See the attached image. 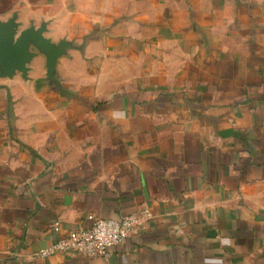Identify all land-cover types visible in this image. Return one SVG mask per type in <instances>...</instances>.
<instances>
[{"label":"crops","instance_id":"obj_1","mask_svg":"<svg viewBox=\"0 0 264 264\" xmlns=\"http://www.w3.org/2000/svg\"><path fill=\"white\" fill-rule=\"evenodd\" d=\"M0 30L50 45L0 52V264H264V0H0ZM143 213L108 259L35 256Z\"/></svg>","mask_w":264,"mask_h":264},{"label":"built area","instance_id":"obj_2","mask_svg":"<svg viewBox=\"0 0 264 264\" xmlns=\"http://www.w3.org/2000/svg\"><path fill=\"white\" fill-rule=\"evenodd\" d=\"M147 218V213L127 215L119 220L102 219L89 215L87 217L90 222L89 227L78 228L58 238L49 247L38 251L35 256L47 258L55 254L74 252L87 258L108 259L111 248L127 239ZM52 228L58 233L60 222H54Z\"/></svg>","mask_w":264,"mask_h":264},{"label":"water","instance_id":"obj_3","mask_svg":"<svg viewBox=\"0 0 264 264\" xmlns=\"http://www.w3.org/2000/svg\"><path fill=\"white\" fill-rule=\"evenodd\" d=\"M32 38L34 41L38 42L39 44L45 46V47H50L49 43L42 39L38 34L33 35L30 31L23 33L19 40L15 43L14 46V52L10 54V51L8 50V45H9V39L6 38L3 34V31L0 30V52L4 55H6L11 62H15L16 65H19V57L16 59L18 56L21 47L24 45V41L26 38ZM14 56V60L12 61V57Z\"/></svg>","mask_w":264,"mask_h":264}]
</instances>
